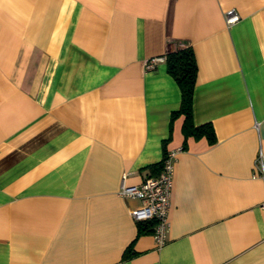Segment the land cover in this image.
Returning a JSON list of instances; mask_svg holds the SVG:
<instances>
[{
  "label": "crops",
  "instance_id": "1",
  "mask_svg": "<svg viewBox=\"0 0 264 264\" xmlns=\"http://www.w3.org/2000/svg\"><path fill=\"white\" fill-rule=\"evenodd\" d=\"M177 41L213 142L165 60L144 69ZM170 151L158 245L118 191ZM260 152L264 0H0V264H264Z\"/></svg>",
  "mask_w": 264,
  "mask_h": 264
},
{
  "label": "built area",
  "instance_id": "2",
  "mask_svg": "<svg viewBox=\"0 0 264 264\" xmlns=\"http://www.w3.org/2000/svg\"><path fill=\"white\" fill-rule=\"evenodd\" d=\"M226 19L227 22L233 23L239 19V15L231 9L226 13ZM162 59H164L162 56L149 58L144 62V69H153L155 63ZM174 155V151L164 154L158 174L147 176L138 184L122 182L118 191L123 197L136 198L141 201V205L133 209L131 215L134 220L153 223L152 234L158 245L165 242ZM253 168L254 176L264 178V155L261 152L255 158Z\"/></svg>",
  "mask_w": 264,
  "mask_h": 264
},
{
  "label": "trees",
  "instance_id": "3",
  "mask_svg": "<svg viewBox=\"0 0 264 264\" xmlns=\"http://www.w3.org/2000/svg\"><path fill=\"white\" fill-rule=\"evenodd\" d=\"M164 60L167 72L175 79L180 89L181 104L177 113L184 114V134L196 137L206 135L208 140L213 142L215 134L210 125L194 126L192 122V94L197 71L192 47L182 41L169 42Z\"/></svg>",
  "mask_w": 264,
  "mask_h": 264
}]
</instances>
